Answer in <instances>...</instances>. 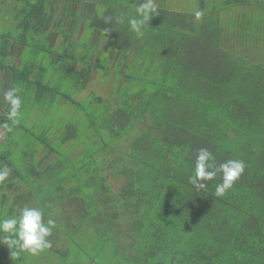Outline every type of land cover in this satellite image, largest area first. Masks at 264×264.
<instances>
[{
    "label": "trees",
    "instance_id": "16d2710c",
    "mask_svg": "<svg viewBox=\"0 0 264 264\" xmlns=\"http://www.w3.org/2000/svg\"><path fill=\"white\" fill-rule=\"evenodd\" d=\"M199 1L200 20L158 7L142 36L127 23L139 0L92 1L89 27L103 34L109 56L119 55V67L108 97L90 93L100 103L99 113L86 112L94 141L72 147L70 163L53 165L54 180L65 187L50 201H72L73 218L98 224L100 235L110 232L137 264H264V0ZM25 2L24 34L45 29L53 43L59 36L69 42L72 32L61 33L56 15L63 3ZM93 55L73 50L53 60L60 58L76 95L92 80ZM38 84L37 101L56 93ZM64 97L83 108L76 97ZM200 148L217 162L246 163L223 197L214 195L218 179L204 188L189 183ZM109 175L124 177L117 190ZM26 191L2 192L8 216L25 204L41 210L40 202L30 205L33 190ZM13 262L0 245V264Z\"/></svg>",
    "mask_w": 264,
    "mask_h": 264
},
{
    "label": "rangeland",
    "instance_id": "374dc122",
    "mask_svg": "<svg viewBox=\"0 0 264 264\" xmlns=\"http://www.w3.org/2000/svg\"><path fill=\"white\" fill-rule=\"evenodd\" d=\"M28 1L37 2L38 0ZM85 1H87V11H83L81 17V11H77L79 14L75 20L76 22L67 19L63 14H66V11H61V5L60 8L57 9V12L55 11L57 16L60 15L57 19L58 22L62 24L60 27L64 29L61 30L63 34L65 31L67 32V27L63 26L64 24H69L70 22L77 24L78 22V26L76 25L77 27L73 29L68 43L64 44L60 36L58 41L53 43V39L49 37V31L45 29L44 32H42L43 38H41V34H39L38 42L36 38L37 34L25 33V36L30 40H27V44L24 43L22 49L21 56L23 63L27 64L28 67L35 64L37 67L44 68L41 72H39L38 68L37 70H28L29 78H38V80L41 81L40 83L49 85L56 93H52L53 97L44 94V96L37 101L35 99L36 88L29 83L26 88L25 98H22L19 123L14 126L11 125L10 122L7 123L8 126L12 127V131H8L9 140L0 143V155L5 156L6 154L7 156L5 157L7 160L14 167L15 171L24 179L23 185L20 187L21 191L24 188H26L27 191L29 189L33 190L35 198L32 199L34 201H32L30 205L40 202V204H42L41 210H43L42 213L44 214V218L57 217L66 220L68 216H71L72 201L68 202L69 204L64 202V206H62L61 203L57 205L56 202L53 203V201H50L51 195H58L60 187H65V183L62 184L59 180H54L55 172H57L58 169L53 168V165H57V161L60 159H66V161L70 163V158H72V147L84 149L86 143L94 141V132L93 129H91L86 112L96 111L99 113L98 107L100 103L96 100L94 101L93 95H90V93L96 92L98 95L108 97L112 90L113 76L116 74L119 67L117 65L120 60L119 55L116 56V54L112 53L111 56H109L106 49L104 47L102 48L105 42L104 40H106L105 37L99 31H92L93 29L89 27V21L91 19H86L91 16L92 1L94 2L95 0ZM56 2L57 4L63 3L62 8L64 4L68 6L70 3L68 0H56ZM156 3L158 7L170 11L194 13L199 10L198 0H156ZM25 4V0H0V45L3 43V38L5 37L11 41L13 38H17V36L24 35L22 32L23 27L20 25L23 18L28 16L26 10H22ZM72 4L74 5L73 0L71 2V5ZM106 6L107 5H105L104 8H106ZM68 12L72 14V11ZM83 18H85V22L82 20ZM99 46H101L100 52L97 51L98 49L96 50ZM73 50H76L78 56L82 54L85 58H91V55L95 54L93 55V61L97 62V67L94 70L88 88L81 91L79 95L73 93L72 80L63 74V63L60 62V58L59 61H57V55L64 53L70 54ZM54 59H57L55 63L53 61ZM126 71L130 73L131 68H127ZM64 94L76 97V99L82 103L83 108L79 107L77 104H72L64 97ZM29 103L36 108V110H28L29 107H27V105ZM36 136H38L39 139H36ZM50 148H52V151H50ZM42 150L44 156L38 160L40 168H37L36 161L32 159V156L35 155L37 151ZM5 162L6 161L0 158V168ZM38 178L41 179L40 184H33L38 183ZM14 179H17V176H13L12 179L9 178L5 184L12 182ZM108 179L116 190L124 182L123 176L116 177L115 175H109ZM5 184L0 185V217H8L7 211L5 212V209L2 210L1 206L3 203H8L5 197L2 196V192L5 191ZM10 203L11 201L9 204ZM84 220H86V217L82 221ZM79 221L81 220H75L74 222V226L79 228L74 235V240H72L71 233H65L64 238L68 239L66 245L61 246L57 243L54 248L51 247L37 257L21 254L18 259L15 258L16 264H44V262H47L46 259L51 262L49 258H55L58 263L72 264V253H79L81 250L87 252L86 257H89V260H91V257L94 264H137L133 255L129 254V250H124L125 247H121L122 251L120 247L118 249L115 247L110 232L106 231L100 235L96 231L97 228H100L98 224L95 226L91 224V221L86 224H81ZM58 227H60V225H55V228ZM119 236L123 235H118V237ZM50 238L51 237H48V239ZM119 240L123 244V237ZM72 241L75 242V247L73 249Z\"/></svg>",
    "mask_w": 264,
    "mask_h": 264
},
{
    "label": "clouds",
    "instance_id": "9594fccd",
    "mask_svg": "<svg viewBox=\"0 0 264 264\" xmlns=\"http://www.w3.org/2000/svg\"><path fill=\"white\" fill-rule=\"evenodd\" d=\"M159 15L156 0H139L135 5V15L128 19V28L137 36H142L150 20ZM203 12H194V18L200 20ZM112 17L105 16V23H109ZM117 23H123L120 16H116ZM109 32L110 29H104ZM21 89L13 84L11 88L3 93V102L8 106L7 120L11 125L19 123L21 115L22 97L19 94ZM7 131L12 127L3 125ZM246 163L242 159H226L217 162L215 156L207 148H200L197 151L192 174L189 176V183L198 188L206 187L208 181L219 180L214 187V195L223 197L230 190L234 183L242 176ZM9 177V170L0 168V185L5 184ZM55 222L51 219L45 221L44 214L38 207L20 205L8 217H0V245L5 246L10 256L18 259L21 254L37 257L52 247L51 240Z\"/></svg>",
    "mask_w": 264,
    "mask_h": 264
},
{
    "label": "crops",
    "instance_id": "0c3cea01",
    "mask_svg": "<svg viewBox=\"0 0 264 264\" xmlns=\"http://www.w3.org/2000/svg\"><path fill=\"white\" fill-rule=\"evenodd\" d=\"M199 3V10L202 9V3L198 0ZM58 29V28H57ZM41 38H43V34L40 35ZM3 38V43L0 45V143L7 142L9 140L8 138V131L3 126L11 121L7 120V112H8V106L3 102V93L11 88L13 84L16 86L18 85L21 89L20 95L22 98H25L26 94V88L29 83L35 86L37 91L38 83L41 82L36 79H30L29 78V71L28 70H39V72L43 71L44 68L37 67L32 64L31 67H28L27 64L23 63L22 59V49L24 46V43L27 44L28 39L25 34L22 36H17V38H13L11 41L7 38ZM37 42L39 41V35H36ZM34 88V89H35ZM34 96V92H33ZM29 107L28 110H36L30 103L27 105ZM31 118V116H30ZM5 156H7L5 154ZM5 156L0 155V158L5 162V167L9 170V178L12 179L13 176H17V179H14L12 182L5 184V190L8 193H13L14 189H20L22 187L24 180L21 178L18 174V172L15 171L14 167L10 164V162L7 160ZM43 155L42 151H37L35 155L32 156L33 160H36L38 163V160L41 159ZM38 168H40V165L38 163ZM8 178V179H9ZM7 179V180H8ZM7 185H10L7 187ZM26 189V188H24ZM23 189V190H24ZM45 221L51 219L55 222V225H60V227L55 228V226L52 229V234L49 240L52 242V248H54L57 243L61 246L66 245L68 242V239L64 238L65 233H71L72 234V240L75 238V233H77V230H79L78 227H72V222H75V218L71 216H68L66 220L64 218L60 219L57 217H45ZM80 222V221H79ZM68 235V234H67ZM78 243V242H77ZM75 247V242L72 241V249ZM76 251V249H75ZM87 252H83L81 250L79 253H72V264H94L93 259L90 257L91 260H89V257H86ZM51 262H49L48 259L47 262H44V264H62L58 263V261L55 258H49ZM53 262V263H52ZM56 262V263H55ZM13 264H16V262H13ZM29 264H35V263H29Z\"/></svg>",
    "mask_w": 264,
    "mask_h": 264
},
{
    "label": "flooded vegetation",
    "instance_id": "af4514ba",
    "mask_svg": "<svg viewBox=\"0 0 264 264\" xmlns=\"http://www.w3.org/2000/svg\"><path fill=\"white\" fill-rule=\"evenodd\" d=\"M86 2L87 1H85L84 0V3L82 2V0H74V5L72 4L71 5V3H70V5H68V6H66V5H64L63 6V8H62V6H61V11H66V14L65 13H63L66 17H67V19L69 20H73L74 22H76L75 20L77 19V15L79 14L77 11H81V15H80V17L82 16V14H83V11H87L86 9ZM68 11H72V14H70ZM91 11H93V10H91ZM93 13L91 12V15H92ZM60 16V15H59ZM58 16V17H59ZM76 17V18H75ZM79 17V18H80ZM75 18V19H74ZM90 18V17H89ZM89 18H86V19H89ZM84 22H85V18H83L82 19ZM81 20V21H82ZM57 22V21H56ZM77 24H78V22H77ZM77 24H75V23H72V22H70L69 24H64L63 26H66L67 27V29L70 31V32H72L73 31V29L74 28H76L78 25ZM77 25V26H76ZM1 168H5V165L3 164L2 165V167Z\"/></svg>",
    "mask_w": 264,
    "mask_h": 264
}]
</instances>
